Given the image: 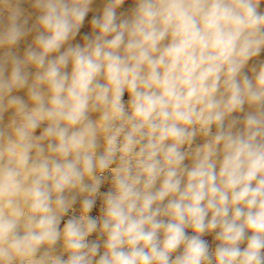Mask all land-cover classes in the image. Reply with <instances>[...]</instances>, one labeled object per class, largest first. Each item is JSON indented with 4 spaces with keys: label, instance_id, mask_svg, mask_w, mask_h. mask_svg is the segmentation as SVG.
I'll use <instances>...</instances> for the list:
<instances>
[{
    "label": "clouds",
    "instance_id": "clouds-1",
    "mask_svg": "<svg viewBox=\"0 0 264 264\" xmlns=\"http://www.w3.org/2000/svg\"><path fill=\"white\" fill-rule=\"evenodd\" d=\"M0 264H264V0H0Z\"/></svg>",
    "mask_w": 264,
    "mask_h": 264
},
{
    "label": "built area",
    "instance_id": "built-area-1",
    "mask_svg": "<svg viewBox=\"0 0 264 264\" xmlns=\"http://www.w3.org/2000/svg\"><path fill=\"white\" fill-rule=\"evenodd\" d=\"M127 97L125 96V99H126Z\"/></svg>",
    "mask_w": 264,
    "mask_h": 264
}]
</instances>
